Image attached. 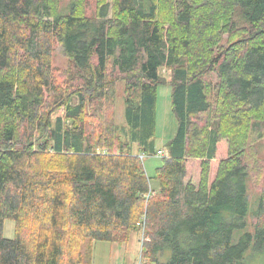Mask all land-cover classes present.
<instances>
[{"label": "trees", "instance_id": "1", "mask_svg": "<svg viewBox=\"0 0 264 264\" xmlns=\"http://www.w3.org/2000/svg\"><path fill=\"white\" fill-rule=\"evenodd\" d=\"M263 140L264 0H0V264H79L134 231L146 264H264Z\"/></svg>", "mask_w": 264, "mask_h": 264}, {"label": "rangeland", "instance_id": "2", "mask_svg": "<svg viewBox=\"0 0 264 264\" xmlns=\"http://www.w3.org/2000/svg\"><path fill=\"white\" fill-rule=\"evenodd\" d=\"M53 66L57 68H65L67 65L66 59L61 55V51L57 48L54 51L53 55ZM161 76H163L166 80L168 79L169 73L166 69L161 70ZM170 92V87L166 84L158 88L157 91V102H156V121L158 122V114L159 118L162 116L163 106L166 105L167 101L169 102L167 106V113L169 117L173 118V113L170 108V101L168 93ZM123 95H124V82L120 79L115 84V96H114V104H113V117L115 123L118 126H124V103H123ZM169 97V98H168ZM64 115L63 107L56 110L53 113V118H62ZM173 116V117H172ZM170 123V122H169ZM174 124V120H173ZM170 139V136H160L155 132V148L161 155L156 156H143V166L145 169V173L147 176L152 177L154 174V170L161 165L160 156H164L165 149H163L164 144ZM259 158H264V140L261 142L258 151ZM249 208L248 213L251 214L257 207L258 203V189L260 186L255 185V183L250 184L249 186ZM249 221V219H248ZM250 230V229H249ZM241 232H236L234 234V241L237 240L238 234ZM3 235L5 238H13L14 235V223L10 220L4 221L3 226ZM111 244L109 242H89L88 246L81 250L82 261L79 264H139V252L141 246V234L139 231H134L131 233L128 242L120 245V248H125V251L118 257L117 250L118 247H114L116 249H111ZM76 255V254H74ZM117 255V256H116Z\"/></svg>", "mask_w": 264, "mask_h": 264}, {"label": "crops", "instance_id": "3", "mask_svg": "<svg viewBox=\"0 0 264 264\" xmlns=\"http://www.w3.org/2000/svg\"><path fill=\"white\" fill-rule=\"evenodd\" d=\"M158 88H157V91H158ZM168 95H170V92L168 93ZM157 98H158V96L156 93V102H157ZM169 101H170V98H169ZM168 104H169V102L167 101L166 105L163 106L161 118H159V114H158V122L155 120V131H156V134H158L160 136L161 135L162 136H170V139H171L175 133V130H176V126L174 128L173 120L175 123H176V120L174 119L173 116H172L173 118H171V116L169 117V115L167 113ZM120 245H122V244H116V243L111 244V249H113L114 247H118V250H117L118 257L125 251V248L124 247L120 248ZM114 249H116V248H114Z\"/></svg>", "mask_w": 264, "mask_h": 264}, {"label": "built area", "instance_id": "4", "mask_svg": "<svg viewBox=\"0 0 264 264\" xmlns=\"http://www.w3.org/2000/svg\"><path fill=\"white\" fill-rule=\"evenodd\" d=\"M156 155H161V152H157V154ZM139 264H145L144 262H140Z\"/></svg>", "mask_w": 264, "mask_h": 264}]
</instances>
